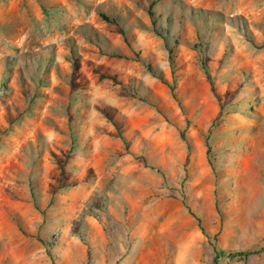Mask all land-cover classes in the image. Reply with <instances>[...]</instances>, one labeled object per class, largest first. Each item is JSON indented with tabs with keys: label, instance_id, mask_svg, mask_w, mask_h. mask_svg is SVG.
Returning <instances> with one entry per match:
<instances>
[{
	"label": "rangeland",
	"instance_id": "374dc122",
	"mask_svg": "<svg viewBox=\"0 0 264 264\" xmlns=\"http://www.w3.org/2000/svg\"><path fill=\"white\" fill-rule=\"evenodd\" d=\"M0 264H264V0H0Z\"/></svg>",
	"mask_w": 264,
	"mask_h": 264
},
{
	"label": "trees",
	"instance_id": "16d2710c",
	"mask_svg": "<svg viewBox=\"0 0 264 264\" xmlns=\"http://www.w3.org/2000/svg\"><path fill=\"white\" fill-rule=\"evenodd\" d=\"M152 15V14H151ZM105 20L109 21V22H112V23H117V25L120 26V24H118V22L116 20H113V19H110L109 17L107 16H103ZM168 25H169V22H167ZM167 25V26H168ZM153 26L155 28L156 26V23L153 21ZM156 29V28H155ZM157 31V30H155ZM159 35V37H164L163 34H161V32H157ZM123 34H124V30H123ZM204 67H205V70H206V65L204 64ZM160 78H162V76L160 75L159 76ZM111 80H113L114 82H116V78L115 77H107ZM163 79V78H162ZM257 252H246V253H242V252H237V253H231V254H228L227 257L230 258V259H236V258H242V257H249L251 255H254L256 254ZM225 256L224 252L218 250V249H215V261H218L219 258Z\"/></svg>",
	"mask_w": 264,
	"mask_h": 264
}]
</instances>
